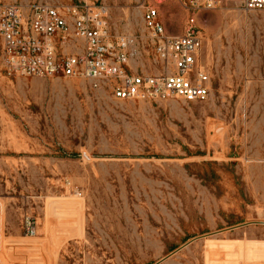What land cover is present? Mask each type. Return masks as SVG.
<instances>
[{"label": "rangeland", "instance_id": "1", "mask_svg": "<svg viewBox=\"0 0 264 264\" xmlns=\"http://www.w3.org/2000/svg\"><path fill=\"white\" fill-rule=\"evenodd\" d=\"M147 1L185 32L180 0ZM104 2L140 32L143 0ZM198 25L204 102L118 100L0 60V264H264V10L231 0Z\"/></svg>", "mask_w": 264, "mask_h": 264}, {"label": "built area", "instance_id": "2", "mask_svg": "<svg viewBox=\"0 0 264 264\" xmlns=\"http://www.w3.org/2000/svg\"><path fill=\"white\" fill-rule=\"evenodd\" d=\"M104 1H0L2 64L23 76L86 79L118 100L211 98L212 78L200 61L206 34L198 16L231 0H180L189 14L182 34L168 33L158 3L147 0L140 32L115 31ZM233 1L244 12L264 10V0ZM25 230L36 234L31 221Z\"/></svg>", "mask_w": 264, "mask_h": 264}, {"label": "crops", "instance_id": "3", "mask_svg": "<svg viewBox=\"0 0 264 264\" xmlns=\"http://www.w3.org/2000/svg\"><path fill=\"white\" fill-rule=\"evenodd\" d=\"M200 61H201V64H203V65L208 69V72L210 73L211 78H212V75H213V73H212V68H211L209 65H207V64L205 63L204 58H203V52H202V55H201Z\"/></svg>", "mask_w": 264, "mask_h": 264}]
</instances>
